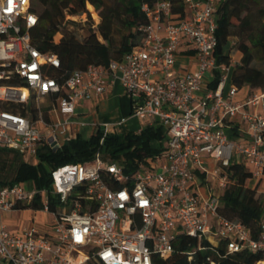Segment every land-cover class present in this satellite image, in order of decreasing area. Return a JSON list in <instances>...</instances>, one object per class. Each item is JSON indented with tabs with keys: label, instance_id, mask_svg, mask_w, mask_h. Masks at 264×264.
<instances>
[{
	"label": "built area",
	"instance_id": "obj_1",
	"mask_svg": "<svg viewBox=\"0 0 264 264\" xmlns=\"http://www.w3.org/2000/svg\"><path fill=\"white\" fill-rule=\"evenodd\" d=\"M221 2L183 0L182 11L171 0L144 2L139 44L107 64L58 77V55L31 39L33 0H0V148L37 163L41 148L76 136V105L116 82L140 120L138 131L157 124L163 133L161 149L131 171L96 151L52 167L49 189L33 180L0 183V264H157L183 235L208 247L223 242L227 253L264 250V215L253 236L218 212L231 163L264 177V85H236L232 55L216 62ZM180 53L188 60L178 61ZM23 211L28 219L15 228L3 217ZM202 247L188 249V258Z\"/></svg>",
	"mask_w": 264,
	"mask_h": 264
},
{
	"label": "trees",
	"instance_id": "obj_2",
	"mask_svg": "<svg viewBox=\"0 0 264 264\" xmlns=\"http://www.w3.org/2000/svg\"><path fill=\"white\" fill-rule=\"evenodd\" d=\"M154 1L115 0V5L110 7L106 0H33L38 22L31 29V39L41 51H52L58 55L60 65L52 72L58 77L60 72L83 68L90 63L107 64L141 42L143 34L140 26L146 23L147 17L140 6L144 2L152 4ZM171 1L173 10H183V0ZM88 2L98 9L97 22L86 8ZM80 13H86L84 21L66 16ZM78 26L85 28L84 34H78ZM59 32L61 36L56 40L55 35ZM216 35L214 55L218 64L229 62V38H236L233 46L240 56L232 68L231 80L238 86L264 85V67L253 63L254 59L264 62V0H222ZM162 138L161 126L157 124L146 125L138 132L103 133V129L97 126L88 138L76 134L56 149L49 146L41 148L38 151L39 160L35 164L24 162L14 153L11 174L9 177L0 176V183L33 180L37 187L49 189L52 167L87 159L96 151L103 158L119 160L125 171H131L139 160L161 149ZM228 172L231 182L221 194L218 212L241 221L256 236L264 206L256 186L247 183L251 171L234 162L229 165ZM35 205L40 206L39 203ZM49 205L51 209L55 207L53 202ZM199 243L204 247L196 249L189 259L186 251ZM207 256L215 260L216 264H264V250L243 249L227 253L223 242L208 247L206 240L189 235L180 236L170 255L156 258V262L208 264Z\"/></svg>",
	"mask_w": 264,
	"mask_h": 264
},
{
	"label": "crops",
	"instance_id": "obj_3",
	"mask_svg": "<svg viewBox=\"0 0 264 264\" xmlns=\"http://www.w3.org/2000/svg\"><path fill=\"white\" fill-rule=\"evenodd\" d=\"M232 56L240 54L231 53ZM187 55L180 53L178 61H186ZM75 131L82 138H88L97 126L102 129L106 126L109 132L138 131L140 120L131 113L130 99L123 91L121 85L116 82L107 93L79 102L74 114ZM247 183L256 186L264 206V177H250Z\"/></svg>",
	"mask_w": 264,
	"mask_h": 264
},
{
	"label": "rangeland",
	"instance_id": "obj_4",
	"mask_svg": "<svg viewBox=\"0 0 264 264\" xmlns=\"http://www.w3.org/2000/svg\"><path fill=\"white\" fill-rule=\"evenodd\" d=\"M106 2H107V4H109L110 7L115 5V0H106ZM86 8H87L90 16L92 18H94L95 16L93 15V12L97 13L98 9L95 8L94 6H93V9H90L87 6V3H86ZM85 15H86V13L83 14V15H82V13H80V16L77 19H74V20L77 21V20H79V18H82ZM76 31L78 32V34L82 35L85 32V28H81V27L78 26L76 28ZM60 36H61V32H59V33H57L55 35V39L58 40L60 38ZM235 40H236L235 37H230L229 38V43L228 44L231 46L229 51L231 53H233V54H235V53L240 54V52L237 50V48L235 46H233V43L235 42ZM233 58L236 60L237 56H235ZM253 63L256 64L257 66L264 67V62H260L257 59H254ZM14 153H17V152H15V151H13L11 149H7V148H0V176L1 177H9L10 176L12 168H13L11 161H12ZM19 156H20V158H22L21 155H19ZM3 217L6 218V219H9L8 222H9L10 227L15 228L18 225H20V224H22V223L27 221L28 212L27 211H23L21 213L12 212V213L8 214L7 216L5 215ZM37 217H38L39 220H42L44 216L38 214ZM35 220H37V219H35Z\"/></svg>",
	"mask_w": 264,
	"mask_h": 264
},
{
	"label": "bare ground",
	"instance_id": "obj_5",
	"mask_svg": "<svg viewBox=\"0 0 264 264\" xmlns=\"http://www.w3.org/2000/svg\"><path fill=\"white\" fill-rule=\"evenodd\" d=\"M87 6L90 8V9H93V5L91 3H87ZM93 15L96 16L95 12H93Z\"/></svg>",
	"mask_w": 264,
	"mask_h": 264
},
{
	"label": "water",
	"instance_id": "obj_6",
	"mask_svg": "<svg viewBox=\"0 0 264 264\" xmlns=\"http://www.w3.org/2000/svg\"><path fill=\"white\" fill-rule=\"evenodd\" d=\"M58 146L57 145H54L53 146V149H56ZM114 264H118V263H114Z\"/></svg>",
	"mask_w": 264,
	"mask_h": 264
}]
</instances>
